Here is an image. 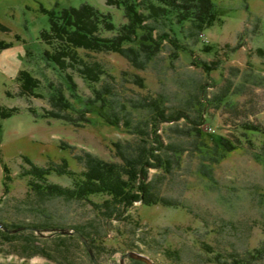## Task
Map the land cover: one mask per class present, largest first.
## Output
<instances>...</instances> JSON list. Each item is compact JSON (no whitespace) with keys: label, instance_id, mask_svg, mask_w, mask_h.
<instances>
[{"label":"rangeland","instance_id":"1","mask_svg":"<svg viewBox=\"0 0 264 264\" xmlns=\"http://www.w3.org/2000/svg\"><path fill=\"white\" fill-rule=\"evenodd\" d=\"M213 2L223 22L198 36L182 37L191 30L187 24L176 38L162 18L154 33L169 36L144 68L117 52H90L91 60L108 71L103 81L116 90V102L126 101L127 110L117 103L103 115L93 106L89 121L75 125L43 115L44 107H52V82L67 87L53 62L44 58L49 46L41 31L49 28L54 10L89 3L111 13L120 25L127 20L123 8L105 0H0V22L7 26L0 27V41L6 44L0 48V102L18 107L0 119V221L11 228H39L6 232L0 227V264H94L77 235L55 227L98 238L96 248L91 245L98 264H122L121 254L130 250L149 255L154 264H264V254L254 256L264 246V163L247 143L217 151L222 137L238 140L237 124L264 125V53L258 51L264 49V0ZM205 45L211 46L209 51ZM21 69L40 79L41 96L18 94ZM72 73L76 93L92 100L93 87L101 84L90 85ZM202 97L206 101L200 110L209 117L204 123L194 106ZM108 99L113 101L111 95ZM193 129H200L201 136ZM117 143L154 146L155 154L173 161L167 171L148 160V180L176 206L143 205L140 200L109 219L89 201L41 199L30 191L23 175L28 159L49 166L65 158L71 169L81 171L76 155L85 152L119 162ZM173 149L181 151L179 161ZM49 179L72 184L70 177L53 171ZM91 198L102 201L104 196ZM124 263L136 264L131 258Z\"/></svg>","mask_w":264,"mask_h":264},{"label":"trees","instance_id":"2","mask_svg":"<svg viewBox=\"0 0 264 264\" xmlns=\"http://www.w3.org/2000/svg\"><path fill=\"white\" fill-rule=\"evenodd\" d=\"M111 6L123 8L124 16L127 19L124 23L117 25L111 13L103 12L97 7L83 3L79 7H67L51 12L50 26L41 31V39L49 46L44 52V58L56 66L57 71L64 77L66 89L63 83L52 87L48 98L52 107H44V116L61 118L75 125L89 121L88 113L93 106L98 107L101 114L105 115L108 108H114L120 104L122 111L127 110L126 101H117L116 90L111 83L103 81L108 71L102 63L91 60L90 52H117L126 57L134 66L144 68L153 59L155 54L161 50V43L169 36L168 32L154 33L159 30V24L163 18L170 24L171 30L176 38L181 37L180 28L186 29L190 24L189 35L198 36L205 28L211 27L215 22H223L217 15L214 0H105ZM152 20L151 25L147 22ZM4 30L7 26L0 22ZM187 31V30H186ZM6 44L0 41V48ZM210 45H205L204 50L209 51ZM263 54L264 49L258 48ZM202 65L207 68L205 61ZM70 70V71H69ZM77 72L85 82L92 84L100 83V87H93L95 97L85 99L76 93V81L73 73ZM115 78L112 74L110 75ZM19 83L18 94L32 98L41 96L37 91L41 81L27 69H21L17 75ZM62 85V86H61ZM70 91V99L66 90ZM9 95H12L8 91ZM113 101H109V96ZM76 98V99H75ZM221 100V98H220ZM205 97H202L194 104L195 109L200 111L198 117L201 122H206L209 117L205 107ZM114 103V104H113ZM130 105V104H129ZM18 111V107H9L0 102V119H4ZM113 114H109L112 117ZM118 118V117H117ZM117 124V121L115 122ZM237 141L225 142L223 137L218 142V153L236 148L237 144H249L255 157L264 163V125L243 121L236 125ZM197 129L190 130L196 132ZM197 135L201 136L200 129ZM155 137V136H154ZM117 155L120 161L102 159L92 153L85 152L78 154L77 160L82 163L83 169L75 171L70 168L67 159L49 166L35 165L28 159L29 168L23 169V175L28 177L30 191L38 198L63 197L66 200L89 201L95 206L98 212L107 214L110 218L121 216L126 210L133 206L136 201L143 205L163 204L176 206V202L161 195L151 180H148V168L153 158L156 167L169 171L173 168V161L165 159L160 154L154 153L155 147L133 146L132 144L121 145L117 143ZM202 149L201 147H199ZM203 150V149H202ZM224 150V151H223ZM174 159L180 160L181 151L173 149ZM8 171V167H5ZM57 172L60 175L70 177L72 184L61 185L50 181L49 175ZM8 176V175H6ZM94 195L104 196L101 201H95ZM116 218V217H115ZM11 227L7 222H3ZM0 231H2L0 229ZM82 231V230H81ZM4 232V231H2ZM6 233V232H5ZM84 234L85 232L82 231ZM8 234V233H6ZM86 235V233H85ZM87 236V235H86ZM92 247L96 248L98 238L88 237ZM95 242V243H94ZM178 254L177 251H174ZM264 254L263 248L256 249L255 257ZM136 264H143L144 261L131 258Z\"/></svg>","mask_w":264,"mask_h":264},{"label":"water","instance_id":"3","mask_svg":"<svg viewBox=\"0 0 264 264\" xmlns=\"http://www.w3.org/2000/svg\"><path fill=\"white\" fill-rule=\"evenodd\" d=\"M0 227L3 228L4 230H6V232H17L19 230H36L39 231V228L33 227V226H28V225H22V226H18V227H8L6 224H4L2 221H0ZM55 231H59L62 232L64 234H74L77 235L81 241L84 243L85 248L87 249V251L89 252V254L91 255L92 259H93V263L94 264H98L95 253L91 247V244L89 243L88 238L86 237V235H84L81 231L75 229V228H69V227H55L54 228ZM125 258H135V259H139L144 261L146 264H154L153 259L145 254L142 253L140 251H136V250H130V251H126L124 253L121 254V263H124Z\"/></svg>","mask_w":264,"mask_h":264}]
</instances>
